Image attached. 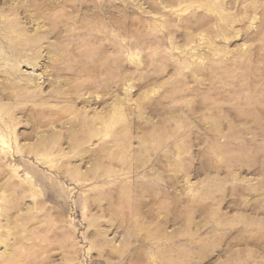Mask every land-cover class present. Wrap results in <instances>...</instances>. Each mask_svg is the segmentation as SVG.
<instances>
[{
    "label": "rangeland",
    "instance_id": "374dc122",
    "mask_svg": "<svg viewBox=\"0 0 264 264\" xmlns=\"http://www.w3.org/2000/svg\"><path fill=\"white\" fill-rule=\"evenodd\" d=\"M0 264H264V0H0Z\"/></svg>",
    "mask_w": 264,
    "mask_h": 264
}]
</instances>
